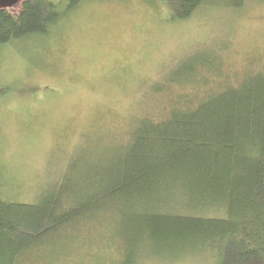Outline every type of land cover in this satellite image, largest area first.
Returning a JSON list of instances; mask_svg holds the SVG:
<instances>
[{"label": "trees", "instance_id": "1", "mask_svg": "<svg viewBox=\"0 0 264 264\" xmlns=\"http://www.w3.org/2000/svg\"><path fill=\"white\" fill-rule=\"evenodd\" d=\"M81 1L0 6V43L22 53L23 41L56 35ZM145 1L178 20L209 0ZM211 2L238 9L246 0ZM221 49L190 51L155 80L153 93L171 83L203 91L178 93L159 118L132 116L123 133L102 131L97 162L81 156L85 135L62 178L34 202L0 196V264H56L90 244L116 250L104 264H138L142 231L178 223L209 238L221 264H264V69L250 63L230 78ZM211 76L222 80L210 86Z\"/></svg>", "mask_w": 264, "mask_h": 264}, {"label": "rangeland", "instance_id": "2", "mask_svg": "<svg viewBox=\"0 0 264 264\" xmlns=\"http://www.w3.org/2000/svg\"><path fill=\"white\" fill-rule=\"evenodd\" d=\"M55 33L38 45L23 41V54L16 44L0 43V196L5 200L34 202L62 178L85 135L90 139L81 156L97 162L104 154L97 151L106 139L99 136L102 131L112 137L110 130H130L132 116L159 118L178 93L202 90L174 83L163 92L149 89L190 51L207 55L223 48L230 78L250 63L264 69V0H246L238 9L209 0L178 20H167L163 8L145 0H82ZM219 79L211 76L210 86ZM209 214L215 216V210ZM180 225L160 234L142 231L138 264H221L209 238ZM116 256L114 248L90 244L56 264H104Z\"/></svg>", "mask_w": 264, "mask_h": 264}, {"label": "water", "instance_id": "3", "mask_svg": "<svg viewBox=\"0 0 264 264\" xmlns=\"http://www.w3.org/2000/svg\"><path fill=\"white\" fill-rule=\"evenodd\" d=\"M19 0H0V6H9L17 3Z\"/></svg>", "mask_w": 264, "mask_h": 264}]
</instances>
